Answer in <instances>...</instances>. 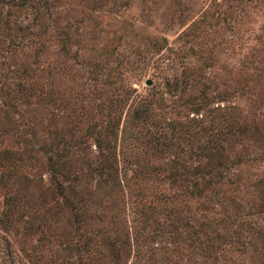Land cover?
I'll list each match as a JSON object with an SVG mask.
<instances>
[{"label":"rangeland","instance_id":"374dc122","mask_svg":"<svg viewBox=\"0 0 264 264\" xmlns=\"http://www.w3.org/2000/svg\"><path fill=\"white\" fill-rule=\"evenodd\" d=\"M0 91V264H264V0H0ZM107 130L127 189L89 179L58 237L47 158L86 172ZM146 130L189 172L216 139L212 184L168 188Z\"/></svg>","mask_w":264,"mask_h":264},{"label":"trees","instance_id":"16d2710c","mask_svg":"<svg viewBox=\"0 0 264 264\" xmlns=\"http://www.w3.org/2000/svg\"><path fill=\"white\" fill-rule=\"evenodd\" d=\"M28 1V0H27ZM33 1V0H30ZM1 92V91H0ZM191 105H195L192 104ZM202 106H197L196 108H199ZM136 111V109H135ZM144 109L137 111V112H143ZM143 119L141 120V122ZM198 132H200L201 135L206 134V129L204 127H198ZM244 130H241L243 133ZM55 133H53L54 136ZM112 136L111 131L107 130L106 134H104L100 139L96 140V152L97 157L95 158V164L92 166L89 162H84L83 160L81 162H84V169H86V172L82 173L81 168H78V172L74 173L73 168L66 164L64 160H61L60 154H57L55 152V145L52 149L51 155L47 158V164L49 165V171H50V183H51V190H53L54 194L57 198H55L52 202V205L50 207L52 215H54V228H58V237L60 235L61 228L57 227L56 221L59 217V213H62L63 209H67L69 216L71 218L72 223L74 224V227L76 223L78 222V218L81 212H83L85 209H83V204L80 205L79 202L81 199H79V192L84 193V195H91L92 190L90 191L89 186L87 184L89 183V179H94V186L98 187L100 189L101 185L107 187L110 189L109 191H117L116 189L122 186L121 188L126 186L127 184L125 180V170L128 168L126 167V162L120 164L118 166L119 158L123 161V150L121 147L119 148L117 152H114V146H110V143L108 142V138ZM200 136V135H199ZM208 136V134H207ZM144 138V141L142 142V147H145L146 149H149L148 153L153 155H158L159 160L165 159L166 156H164V153L167 151L171 153V157H168L165 159V161L161 162L162 166H157L156 168H153L155 171H160L162 173V177L167 181L168 188H178L180 191L183 192V194H187L188 197L192 195L194 191H197L198 182L195 181V178H199L201 181L202 186H206L209 184H212L208 180H204V175L209 173V169L212 167L214 168L217 164L221 165V159L225 157V154L223 153L222 148L218 147L216 145V139H206L204 144L201 146V150L197 153V156L204 157L205 163H198L197 165L192 167V171L189 172L186 169V165L182 162V159L176 158L175 156V150L173 151L176 146L174 145V142L171 141L170 136L166 135L164 132L160 131H153V132H146L142 135ZM114 139V138H113ZM137 140V137H136ZM102 149V151H101ZM145 149V150H146ZM3 158L8 159L7 151H3ZM53 154V157H52ZM191 154L189 151L188 155ZM161 155V156H160ZM196 155V152H195ZM189 157V156H188ZM122 158V159H121ZM181 160V161H180ZM59 161V162H58ZM127 161V160H126ZM147 165V166H146ZM135 166V163H134ZM148 166V161L145 165L141 164V166H136L133 169V178L143 179L151 171H153ZM209 168V169H208ZM153 171V172H155ZM195 177V178H194ZM142 184V183H141ZM120 189V188H119ZM123 190V189H122ZM129 190V189H128ZM126 192V198H129V194ZM170 195V198L167 196L162 195L163 199L172 201L176 194L175 193H168ZM128 196V197H127ZM131 201V200H130ZM9 205V204H8ZM9 210V207L2 213V217L0 218V226L3 228L4 225L7 223L8 217H7V211ZM132 213L135 212L134 206H132ZM77 226V225H76ZM74 252H78V247L73 246L71 247ZM75 263L74 264H87L83 262L80 259V256L77 254L75 257ZM89 264V263H88Z\"/></svg>","mask_w":264,"mask_h":264},{"label":"water","instance_id":"95a60500","mask_svg":"<svg viewBox=\"0 0 264 264\" xmlns=\"http://www.w3.org/2000/svg\"><path fill=\"white\" fill-rule=\"evenodd\" d=\"M147 83H149V82H147Z\"/></svg>","mask_w":264,"mask_h":264}]
</instances>
